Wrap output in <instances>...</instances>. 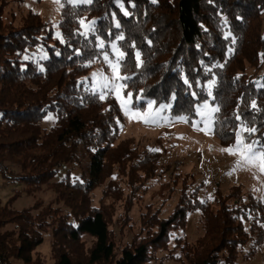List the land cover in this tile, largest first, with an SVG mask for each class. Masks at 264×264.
I'll return each instance as SVG.
<instances>
[{
  "label": "trees",
  "instance_id": "16d2710c",
  "mask_svg": "<svg viewBox=\"0 0 264 264\" xmlns=\"http://www.w3.org/2000/svg\"><path fill=\"white\" fill-rule=\"evenodd\" d=\"M64 2L63 40L54 39L38 14L29 13L21 26L7 22L0 2V182L16 180L25 186L7 203L0 199V264H43L34 253L47 232L53 237L55 264H151L197 210L205 235L194 243L176 240L181 250L177 261L234 264L249 242L255 254L264 244V204L243 185L233 186L227 195L216 190L221 209L213 213L185 182L169 217H160L161 208L146 206L139 225H132L130 214L148 193V182L159 175L162 154L134 147L133 139L118 143L125 120L118 101L100 99L84 79L117 40L125 53L120 73L131 77L124 91L132 93L135 108L145 109L149 100L155 107L170 105L175 117H187L192 125L195 109L210 102L220 109L213 131L223 146L235 144L242 124L256 129L243 133L246 143L264 144V76L248 74L249 68H264V0H122L123 9L117 0L78 6ZM83 18L93 22L88 34L81 28ZM41 43L45 59L31 53ZM136 51L144 62L139 68L134 66ZM51 113L58 120L43 129L41 122ZM75 164L79 177L67 169ZM61 169L63 178L54 182ZM116 173L130 193L119 178H112L95 205V191ZM44 186L55 191V203L13 208L21 193ZM108 200L111 208L104 206ZM117 205L123 212L114 220ZM10 225L14 228L7 229ZM118 227L121 235L133 234L129 243L119 242ZM88 235L93 245L82 256L79 247Z\"/></svg>",
  "mask_w": 264,
  "mask_h": 264
},
{
  "label": "rangeland",
  "instance_id": "374dc122",
  "mask_svg": "<svg viewBox=\"0 0 264 264\" xmlns=\"http://www.w3.org/2000/svg\"><path fill=\"white\" fill-rule=\"evenodd\" d=\"M0 2L4 4L5 11L3 18L7 22H14V25L21 26L22 19L29 13L38 14L47 24V29L52 31L54 39L63 40L60 22L65 5L64 0H0ZM67 3L75 6L87 5V3L80 2L69 3L68 0ZM3 4L1 3V5ZM83 21L84 25L81 28L85 34H88L93 29V22L88 21L86 18H83ZM57 33H59V37ZM113 44L116 45V49H119L121 52L122 50L119 48L117 40L110 43V51L106 53L109 59L115 62L117 56L116 49L112 47ZM42 47L43 45L41 43L31 53L39 56L41 59L47 58V53L43 51ZM26 56L28 55L26 54ZM98 72H102L108 77L112 76L111 69L104 61V58H102L101 62L94 64L88 77L84 79V83L90 91H92L94 85L93 73ZM248 72L249 75H254L255 78H262L264 76V68L258 72L254 68H249ZM212 87L210 90H212ZM124 90L122 95L124 98H127V93ZM97 93L99 94V92ZM107 96H113L117 100L116 94L108 93L105 98ZM118 103L120 105L119 101ZM130 103L134 111L147 110V105L145 109L135 108L132 97ZM207 103L210 107H216L210 102ZM123 115L125 120L118 143L127 139H133L135 141V144H133L134 147L155 149L162 154L159 175L148 182V193L143 196V201L135 204L130 214L133 220V226L137 227L139 225L140 217L145 213L146 206H152L154 209L161 208L160 217H169L178 205L182 194L181 190L185 182L189 185V193L193 191L198 192L199 200L210 204L213 213L221 209L215 191L220 189L223 195H227L230 189L236 185H243L247 193L253 195L264 204V174L260 173L256 168L237 167L238 156L221 151V149L231 146H223L214 135L213 125L215 113H213V125L210 132L207 129L204 131L198 130V128H204V125L199 123L201 118L198 115L196 121L191 125L188 122L181 121L179 117H175L170 112V107L162 115L167 116L171 122H161L159 125L145 124L139 120L129 119L124 112ZM48 117H52V119H48ZM57 120L56 116L51 113L42 120L41 126L43 129L49 130L55 125ZM67 169L71 170L72 174L77 177L81 174V169L78 164L69 166ZM15 171L19 172L17 168H15ZM64 174L65 170L61 169L54 182L60 181ZM112 178H119V184L125 189V193H130V188L127 187L126 181L122 180L116 173L111 178L108 177L105 184L95 191V205L99 204ZM24 188V184L20 181L2 180L0 182V199L3 203H7L17 191L23 190ZM118 197L122 198V196ZM18 198L15 200L13 208L17 211H23L32 209L38 202H43L44 205L55 203L56 193L52 188L44 186L42 190L32 194L21 193ZM112 204V201L108 200L104 206L111 208ZM59 206L64 212H68V209L63 205ZM117 208H114V211H116L114 220H118L123 212L122 206ZM33 212L36 214L38 211ZM189 217L186 228L173 233L169 249L159 250L155 255V261L151 264H181L177 261V258L181 256V250L180 247H176L178 246L176 240L182 239L186 242L194 243L205 235L201 211L197 210L192 212ZM245 226L249 231L251 226L249 222H245ZM10 228L12 229L14 226L10 225L7 227V229ZM115 231L116 237L121 244H126L131 241L133 234L126 232V235H121L119 233V227ZM52 240L53 237L50 232L44 233V242L34 253V258L37 261L41 260L43 264H55ZM82 243L83 245L79 247V250L81 255L85 256L93 245V239L89 235L84 236ZM252 246L253 242H249L246 246L242 247L239 257L234 264H264V244L256 248L255 254L252 253Z\"/></svg>",
  "mask_w": 264,
  "mask_h": 264
},
{
  "label": "snow or ice",
  "instance_id": "6c2138e0",
  "mask_svg": "<svg viewBox=\"0 0 264 264\" xmlns=\"http://www.w3.org/2000/svg\"><path fill=\"white\" fill-rule=\"evenodd\" d=\"M69 3H87L91 4L92 0H68ZM153 3L156 2V0H152ZM118 6L123 9V3L122 0H117ZM135 5L133 4V7ZM124 15H130L129 12L126 10L124 11ZM80 24L83 26L84 21L81 20ZM119 23H117L116 27H119ZM231 33L229 32L225 39L230 36ZM57 36L59 37V33H57ZM121 40L124 39V37L121 35L119 37ZM235 43V40L232 41ZM100 47H103V44L101 43ZM112 47L116 49V45L113 44ZM131 47L135 48V45H132ZM231 51V49H229ZM135 67L139 68L143 65V60L141 59V53L139 51L135 52ZM264 55V54H262ZM116 56L117 60L113 62L109 59V56L107 53L104 54V61L109 65V68L111 69L112 76L108 77L105 76L104 73L98 72L93 73V79H94V85H93V94H96L99 92V98L104 99L105 96L108 93L116 94L117 100L120 102L121 110L124 112L126 116L129 117V119L139 120L142 121L145 124H153V125H159L161 122L164 123H170L168 117L165 115H162V113L170 107V105L166 104H160L158 107H154L155 102L149 100L147 102V110L146 111H139V110H133L131 106V97L132 93L129 92L127 94V98H124L122 95V92L124 89L128 87V84L126 81L130 80V76H125L120 74V67H121V61L125 59V53L119 51V49H116ZM27 59V57H26ZM121 81H125V83H121ZM185 83H188L187 80H185ZM213 85L210 83L208 85L209 92L208 94L211 95V87ZM195 96L196 94L193 93ZM253 108H256L255 102L252 104ZM218 107H210L207 102L201 104L195 109L196 115H198L201 119L199 123H202L204 125V128H198V130L204 131L207 129L209 132L212 130L213 125V113L219 112ZM48 119H52V117H48ZM181 121L187 122V117L181 116L179 117ZM239 119V116L237 117ZM195 126V125H194ZM244 132H248L249 135L256 132L255 128H248L244 126L243 124L240 127V131L236 133V141L235 144L228 148H223L221 151L227 152L230 155L238 156L237 161V167H247V168H256L260 173L264 174V144H261L259 141H250L245 142V137L243 136ZM155 151V150H154Z\"/></svg>",
  "mask_w": 264,
  "mask_h": 264
}]
</instances>
